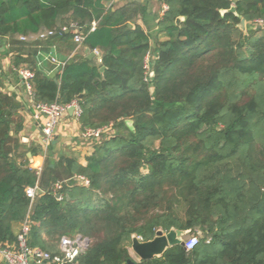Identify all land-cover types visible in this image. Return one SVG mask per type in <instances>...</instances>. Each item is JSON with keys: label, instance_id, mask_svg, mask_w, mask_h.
Returning a JSON list of instances; mask_svg holds the SVG:
<instances>
[{"label": "trees", "instance_id": "16d2710c", "mask_svg": "<svg viewBox=\"0 0 264 264\" xmlns=\"http://www.w3.org/2000/svg\"><path fill=\"white\" fill-rule=\"evenodd\" d=\"M108 1L0 0V47L13 73H34L33 101L77 100L81 130L111 128L86 149L25 151L20 104L0 92V246L18 250L27 222L28 246L54 256L64 237L89 240L66 264H264V0H158L166 41L138 24L142 5ZM51 31L40 50H71L78 32L102 63L78 53L51 79L20 41ZM27 153L45 156L41 170ZM171 229L198 245L132 259L136 236Z\"/></svg>", "mask_w": 264, "mask_h": 264}, {"label": "crops", "instance_id": "0c3cea01", "mask_svg": "<svg viewBox=\"0 0 264 264\" xmlns=\"http://www.w3.org/2000/svg\"><path fill=\"white\" fill-rule=\"evenodd\" d=\"M127 2H137L144 7L145 15L143 16V18H139L137 22L146 32L150 34L152 40H155L156 38L161 41L167 40L165 34L161 33L159 28L160 19L165 14L167 5L165 6L158 0H122L119 4L115 5H125L127 4ZM111 6H114V4L108 7ZM38 37V35H34L30 38H26L27 40L24 41L25 43H27L26 46H24L25 54H33V52L37 49L38 53L36 60L39 64L40 69H42L43 72L48 76L51 75L52 72H56L57 74L55 64H53V62H50L49 60L52 56H54L61 62L67 63V61L71 60V58L75 54H89V57L91 54H93L91 52H88V50L84 48V46L81 47L80 50H77L78 44L75 41L71 42V46H74V48L71 50L69 44L58 41L53 42L56 45L52 47L51 52L48 53L45 49L40 50V45L38 46L35 43L41 41ZM153 47L155 48V44H153ZM9 50H11V47L9 45H7V47L5 48L0 47V78L3 82V86L0 88V92L3 94H7L8 96H15V100L20 104V109L17 112L15 120H19L20 122H22L23 128L17 136L21 140L25 151H28V149H30L31 147L37 149L40 147L41 149L43 148L42 151L45 154L46 151L44 150L42 144V126L44 125L45 120L43 117H41L40 119L35 118V104L33 103V101H31L30 96L25 91L22 77L17 73H13L12 71L10 57L13 52L8 54ZM93 58H95V56H93ZM80 133L81 127L79 125L78 119L74 117L73 113L70 114L68 112L62 117V121L59 124L54 135L56 155H59V153L62 152V147L64 146H69L72 148V150L75 147L76 149L79 148L80 150L86 149V141H84L83 138L79 137ZM29 154L31 155V153H27V157ZM45 161L46 158L43 154L39 153L34 157H32L31 155V168L41 170L45 164ZM129 252L133 260L141 261L139 256L135 252H132L131 249L129 250Z\"/></svg>", "mask_w": 264, "mask_h": 264}, {"label": "built area", "instance_id": "2783aa9c", "mask_svg": "<svg viewBox=\"0 0 264 264\" xmlns=\"http://www.w3.org/2000/svg\"><path fill=\"white\" fill-rule=\"evenodd\" d=\"M112 4H119L122 0H110ZM257 26L260 28L264 27V19L258 20L255 22ZM97 23L93 24V29H95ZM54 35V32L43 33L39 35L40 40H46ZM84 36L76 32L74 37V41L77 42L78 48L80 50L84 45ZM25 37L21 38V41H26ZM95 59L102 63L101 61V52L96 49L92 51ZM149 56L146 59V69L149 68L150 61ZM50 62L55 64L57 72H61L67 65L66 62H61L57 60L54 56L50 57ZM19 75L22 77L24 82V88L27 94L30 96L31 101H33L32 95V85L30 84V80L33 78L34 73H31L28 70H21ZM35 104V118L40 119L44 118L45 123L42 126V144L44 150L47 151L48 148L54 142V135L62 121V117L66 115L72 108L74 109L73 115L76 119L79 118L81 114V107L77 100L73 101L72 104L68 106H64L58 103H54L53 105H45V104ZM79 120V119H78ZM111 128H101V129H86L81 130L79 137L83 138L86 143L92 141V139H101V137L110 132ZM84 186L89 185V181L85 178H80ZM60 187V186H58ZM37 192L36 189H28L27 196L31 199H35V195ZM29 232V224L26 222L22 226L21 232L18 234V250H11L9 248H2L0 246V257L5 264H66L76 262L78 257H80L89 247V240L83 238L82 236H76L75 238L64 237L60 242V253L57 256H54L41 248H31L27 244V234ZM136 239L140 242H144L141 237L136 236ZM199 243V238L196 235H192L191 238L184 242V247L187 251H191L194 249Z\"/></svg>", "mask_w": 264, "mask_h": 264}, {"label": "water", "instance_id": "95a60500", "mask_svg": "<svg viewBox=\"0 0 264 264\" xmlns=\"http://www.w3.org/2000/svg\"><path fill=\"white\" fill-rule=\"evenodd\" d=\"M112 5L111 1H108V6ZM225 12L229 13H236V9L233 6L230 10L222 12L224 14ZM177 24L180 25L181 22L184 20L182 18H178ZM132 26V24H130ZM241 30L246 29V20L243 19V21L240 24ZM93 54L90 55V58H93ZM105 68H102V71H104ZM56 72H52L49 77L51 79H54L56 81ZM74 109L72 108L69 113L72 114ZM29 159L31 158V155H28ZM188 232H183L175 229H171L170 233H165L163 231H157V236L155 239H153L151 242H140L136 239V237L133 240V244L131 247V251L135 252L140 260H153V258L158 257L166 252L168 248H172V246L176 245H183L184 244V236L187 235ZM129 264H133L132 261H129Z\"/></svg>", "mask_w": 264, "mask_h": 264}, {"label": "rangeland", "instance_id": "374dc122", "mask_svg": "<svg viewBox=\"0 0 264 264\" xmlns=\"http://www.w3.org/2000/svg\"><path fill=\"white\" fill-rule=\"evenodd\" d=\"M187 240H188V237L185 236V237H184V241H187Z\"/></svg>", "mask_w": 264, "mask_h": 264}]
</instances>
